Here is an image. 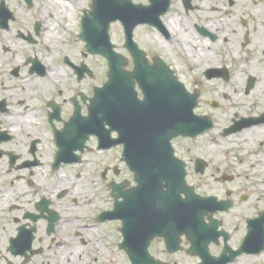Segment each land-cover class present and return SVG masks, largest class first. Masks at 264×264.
I'll return each instance as SVG.
<instances>
[{
  "label": "flooded vegetation",
  "instance_id": "1",
  "mask_svg": "<svg viewBox=\"0 0 264 264\" xmlns=\"http://www.w3.org/2000/svg\"><path fill=\"white\" fill-rule=\"evenodd\" d=\"M109 1L126 10L112 27L134 23L142 51L116 44L120 54L127 51L128 76L119 83L135 102L145 100L149 86L168 92L173 73L188 90L197 86L199 101L214 109L221 108L208 97L214 84L243 81L246 95L256 90L264 0ZM165 5L168 10H157ZM101 8L99 0H0V264H264V176L256 174L249 187L257 197L251 207L236 171L213 168L209 158L191 182L193 144H174L175 155L187 163L197 202H216L195 223L152 213L125 226L117 213L106 214L117 204L114 185H137L125 147L146 148V139L139 124L128 123L127 110L122 132L110 124L108 110L98 122L96 91L108 82V65L97 55L105 74H96L86 37L102 26ZM136 64L142 73L134 76ZM98 123L110 131L109 148L100 147ZM180 139L193 140L175 142ZM141 153L148 165L147 148ZM252 207L257 212L249 215Z\"/></svg>",
  "mask_w": 264,
  "mask_h": 264
},
{
  "label": "rangeland",
  "instance_id": "2",
  "mask_svg": "<svg viewBox=\"0 0 264 264\" xmlns=\"http://www.w3.org/2000/svg\"><path fill=\"white\" fill-rule=\"evenodd\" d=\"M141 34H144V28L140 30ZM112 33V41L115 44H123L125 42V32H123V28L119 29L118 27H113L111 30ZM126 52V50L123 48L122 51ZM91 59V65H96L99 68L96 69L97 75H103L105 74L104 69L102 68V58L97 55L90 56ZM263 66L264 62L259 63L255 69L253 70L254 75H259L257 78L259 81H257V88L260 86V74H263ZM109 69V66H108ZM250 70V69H249ZM251 71V70H250ZM248 72V78L249 75H251V72ZM237 85V86H236ZM244 82H231V85L229 86L231 90L235 91L237 89L238 92H232L235 94L233 96V100H228L225 97V92L223 90L226 87L225 83H221L219 85L214 84L213 86L216 87L217 91H214L213 96H208L209 100L214 99L216 102L220 103L221 108L220 109H214V107L207 105L203 100H200L201 106L199 109L196 110V113L198 114H208L212 119H215L216 126L209 130L207 134L199 137L198 139H194L191 141L187 140H179L176 141V143L185 144L187 147L191 148V144L196 146V150L194 151L192 149L191 152L188 153L189 157L191 159H194L190 165V170L193 169L191 174L189 175L190 181L193 182V180L196 177L195 173V162L198 158H209L212 164V167H218L221 171H231L235 172L234 176H236V181L239 183H242L244 186H247L248 190L245 192H242L241 196L249 198L247 202L244 203L245 206H255L257 204V197L254 191H249V187L253 186V183L256 181V177L260 175V170L263 168V164L261 163L260 159L264 158V145L261 146V144L251 142L249 144H245L246 140L242 137L241 132L240 133H233L231 136H224L223 132L224 129L228 126H230L232 123V120L234 118H237L236 115H238V118L243 117L245 114H253L256 110V105L252 104L253 100H260L264 102V97L261 96L259 98L258 96H248L242 91ZM221 86V87H220ZM236 86V87H235ZM191 91L197 90V86H191ZM235 88V89H234ZM239 92H243L242 95H239ZM245 101L246 104L242 107L241 102ZM236 102V103H235ZM232 111V112H231ZM239 137V139L235 137ZM231 137V138H230ZM253 140V136H251L250 140ZM235 140V141H234ZM234 141V142H232ZM215 147L213 151L210 150L211 147ZM231 148V150H228L226 148ZM233 147V148H232ZM254 158V159H253ZM250 159L253 161L250 162ZM241 160L243 162L241 163ZM237 165H239L237 167ZM235 167V168H232ZM211 169V171L213 170ZM239 172V173H238ZM241 174V175H240ZM258 174V175H256ZM246 175L250 176L247 177ZM247 192V193H246ZM246 193V194H243ZM109 193L104 191V201L107 207H109L111 203ZM249 215H252L257 212L256 207L249 208Z\"/></svg>",
  "mask_w": 264,
  "mask_h": 264
},
{
  "label": "water",
  "instance_id": "3",
  "mask_svg": "<svg viewBox=\"0 0 264 264\" xmlns=\"http://www.w3.org/2000/svg\"><path fill=\"white\" fill-rule=\"evenodd\" d=\"M110 23H107L103 26V28L99 29L96 33L100 34L102 38H104V43L102 45L93 44V41L91 40L92 33H88L89 38V45H90V51L100 53L103 52L108 60L110 65V81L108 83L109 86V92L110 95L114 92H117V78H118V69L119 64L121 63V58L118 54L114 52V44H111L110 42V34L109 32ZM126 32H128V39H127V45L132 48L135 43H133L132 39L130 38V28H126ZM94 45V46H93ZM95 47V48H94ZM102 49V50H101ZM124 63V62H123ZM173 83H175V89L179 90L181 93H179L181 96L175 97V101L172 104L173 110L169 111V114L173 116L174 120L169 121V115H166L168 113V106H165L163 110H160V119L162 126V133L158 135L159 137V143L162 147L160 152H164L163 155L158 152L157 154H151L154 155V157L151 158V164L149 170L152 172H160V174L164 177V169L158 168V166L169 164L170 166H173L175 168V177L178 180L179 186H181V190H185V168L182 161L177 160L172 152V147H170V141L171 138L176 137L180 134L186 135V136H198L203 131L209 129L212 127L213 124H211L209 118L207 116H197L194 114V109L198 106V94H192L188 93L185 88L181 85V83L177 82L174 78ZM178 95V94H177ZM165 113V114H164ZM264 117V116H263ZM255 120V119H254ZM251 119H243V121L238 122L237 124H234L232 127L225 130L226 135H230L233 132L240 131L244 129V127L251 126L254 123H257L258 121H254ZM187 122V123H185ZM137 172V171H136ZM137 175L138 172H137ZM141 180V177L139 181ZM146 186V183H144L143 188ZM142 187L141 182L140 186L137 190H139ZM163 193V192H162ZM122 195L126 198V201L124 202V205H130L132 202L129 199V195L122 193ZM164 197L170 195V191L167 194H162ZM155 199V197H154ZM165 200V206H169V208L173 207V204H176L179 202V207L185 208L187 211H191L190 213H194V199L192 196L191 191L188 192V197L185 200H180L176 197H168L167 200ZM147 202V201H143ZM157 202V201H156Z\"/></svg>",
  "mask_w": 264,
  "mask_h": 264
},
{
  "label": "bare ground",
  "instance_id": "4",
  "mask_svg": "<svg viewBox=\"0 0 264 264\" xmlns=\"http://www.w3.org/2000/svg\"><path fill=\"white\" fill-rule=\"evenodd\" d=\"M185 33V31H183ZM185 38H189L188 35L186 34L185 35ZM263 69H264V66H263ZM261 82H260V86L257 88V90H254L251 94H249V96H258L259 98H261V96L264 97V70H263V74H261V77H260ZM237 86V85H236ZM235 86V87H236ZM235 89V88H234ZM237 90V89H236ZM235 90V91H236ZM233 90L230 89L229 86L225 87L224 89V92H225V97L228 99V100H233V96L235 94H233L232 92H235ZM239 95H242L241 93H238ZM258 102H255L253 101V104L256 105L255 107V111L256 112H264V102L260 100H257ZM236 103V102H235ZM246 104L245 101L241 102V106L243 107L244 105ZM232 112V111H231ZM241 134H242V137L247 139L245 144H249L251 142H254L256 143V141H258L257 143L261 144V146L264 145V124H255L254 126L250 127V128H246L244 130L241 131ZM251 136H253V140L251 138ZM231 138V137H230ZM237 139H239V137H235ZM235 141V140H234ZM232 141V142H234ZM228 146H226L227 148ZM233 148V147H232ZM213 149H215V147H211L210 150L213 151ZM228 149V148H227ZM228 150H231V148H229ZM254 159V158H253ZM253 161L252 159H250V162ZM261 163L263 164V168L262 170H260V175H263L264 176V158H261L260 159ZM243 162V160H241V163ZM239 165H237L238 167ZM232 168H235L232 166ZM247 177H250L248 175H246Z\"/></svg>",
  "mask_w": 264,
  "mask_h": 264
}]
</instances>
